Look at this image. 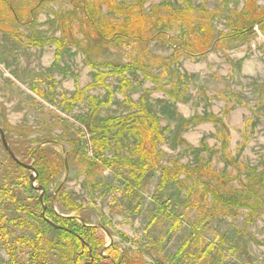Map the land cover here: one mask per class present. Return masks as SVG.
Masks as SVG:
<instances>
[{"label": "rangeland", "instance_id": "rangeland-1", "mask_svg": "<svg viewBox=\"0 0 264 264\" xmlns=\"http://www.w3.org/2000/svg\"><path fill=\"white\" fill-rule=\"evenodd\" d=\"M8 1L0 0V126L24 163L34 164L33 147L58 162L63 157L65 168L50 179L48 212L90 227L95 245L84 240L77 252L95 250L105 258L83 256L79 264H120L123 255L133 261L123 264H264V183L255 187L262 201L256 213L215 205L203 184L186 174L162 186V171L148 170L140 190L128 194L123 168L110 166L118 164L114 148L105 152L109 162L100 164L93 186L83 162L92 152L90 135L78 119L87 116L92 98L109 96L103 117L130 113L127 96L146 100L166 129L158 146L161 163H205L203 181L240 198L264 170V26L251 25L264 20V0H86L106 21L107 34L138 23L150 38L146 45L124 37L104 40L72 0ZM159 29L210 47L194 58L176 53L166 37L156 36ZM91 61L129 66V85L122 92V78L101 66L109 73L104 85L90 87L96 75ZM31 175L0 139V264H38L36 248L65 264L58 249L40 242L64 245L69 237L42 227L34 213L43 211L37 203L42 191ZM69 199L77 207H68ZM194 230L201 235L200 254L191 241Z\"/></svg>", "mask_w": 264, "mask_h": 264}, {"label": "trees", "instance_id": "trees-1", "mask_svg": "<svg viewBox=\"0 0 264 264\" xmlns=\"http://www.w3.org/2000/svg\"><path fill=\"white\" fill-rule=\"evenodd\" d=\"M6 2L9 1L6 0ZM71 3L75 8H78L79 6L82 7V11L85 17L90 22L95 32L101 38L108 42L114 41L117 37H124L127 40L134 41L138 45H146L150 39L149 37L145 36L144 30L140 29L138 23H132L126 28L115 29L111 31L109 35L107 34L108 26H105L107 23L105 20H101L97 17L98 13L94 8V5L93 7H91L90 5H88V2L86 0H72ZM10 9L12 11L15 10L13 5L10 6ZM179 18L183 17L179 16ZM254 23H258L260 24V26H264V20H262L261 18L254 20L251 25ZM248 27L234 33L233 35L220 36L219 41L228 36L233 37L242 35L247 31V29H250ZM155 34L159 39L160 37H166V42L169 46L174 47V52L183 53L191 58H194L197 55L201 56L202 54H205L204 51L210 47V44H203L200 41V38H196L195 40H193L189 36H186V38L175 37L171 35L170 30L167 31V29H159L155 32ZM48 41L49 40L40 41L38 43L44 44ZM50 41L54 42L59 47L64 44L58 38H52ZM87 57L88 59L90 58L89 52ZM91 62L95 67L96 75L95 83L91 84L90 87L104 85L102 78L109 73L118 75L122 78V83L125 85L123 86V90L121 89L122 92L124 91V88L129 85V80L126 77L127 72L132 70L129 69V66L113 65L111 63L102 65L98 64V62L96 61ZM101 66L107 68V70H109V73H106V71H101ZM83 93L84 91H81L79 95H76V100L81 99ZM91 101L92 106L90 107L87 116H79L78 118L79 121L84 124L90 135L89 139L87 140L91 145L92 152L91 155L86 152L83 158V162L85 164L84 166L86 168L85 174L89 178L88 184L98 186L99 180H95V176L97 171L101 170L100 164L109 162V160L106 158L105 152L115 148V157L118 160V164L110 166H120L123 168V172L126 173V176L124 177V184L128 194H136L142 186L146 171L152 170L162 171V186L168 183V181L178 179L181 174H186L189 177L195 176V178L197 179L195 184H203V188L209 192L215 205L225 206L228 208L243 207L250 209L253 213H256L262 207V201L260 199L261 193L260 191L256 190L255 187L264 183V170L261 173H258L255 179H250L249 183L245 185L246 194H243L244 196L242 195L240 198L233 195L224 196L223 192L219 191L217 186L203 181V176L207 174V171L209 170V168L205 166V163H198L194 167L190 165H179L176 163H174V165L170 167L161 163V154L160 151H158V146L161 142L164 141V134L166 132V129L161 125L159 116L152 110L151 106L146 103V100H142L139 103H136L127 96L126 102L133 110L130 111V113H128L127 115H112L109 117L100 116L102 108L106 106L107 102L109 101V96L106 97V99L103 101H98L95 98H92ZM73 144L74 146L76 145L75 141H73ZM122 149H127V152L122 153ZM68 152L70 153L71 151ZM29 157L34 161L33 166L38 173L37 181L45 188L44 201L47 202L48 206L47 217L60 227L57 228L51 225L42 217L41 212L34 211V213L41 220V222L43 223L42 227L47 232L51 230L55 233L56 236H60L61 238L69 237V243L64 245L56 243L54 240L48 241L46 239H43L40 242H42L43 245L46 243L51 248L58 249V256L60 257V259H62V261L65 262V264H79L80 260L78 259L83 256H96V260L100 259L104 261L105 258L97 255V253L94 252L95 250L91 253H87L88 255L85 253L81 254L77 252V250H80V248L77 249V247L83 246L80 238H83L88 243L95 245L97 239L95 238V233L90 232V227L86 228L84 225L79 224L74 218L64 219L55 216L52 212H48V210L51 211L50 207H52L50 197L47 195L50 179L53 175L54 170L58 169L59 166L65 168L63 157L61 162H58V160L46 156V152L43 147H33L31 152L29 153ZM12 161L15 162L13 159ZM16 164L19 165L18 163ZM19 167L26 169L21 165H19ZM26 171L28 172L30 170L26 169ZM37 203L39 209L42 210L43 205L40 200H38ZM66 204L68 205V207H77V204L74 203L72 199H69ZM62 220H70L71 223H60L59 221ZM196 227H194V229H196ZM198 236H201L199 231L194 230V232L192 233L191 241L193 242V245H195L196 254L201 253L200 247H198ZM36 249L38 251L39 258L38 264H50L49 262H51V264H57L56 261H52L49 259L43 248ZM213 251L215 252V250ZM216 251L219 254L217 259V261L219 262L222 258V252L218 249ZM76 253L80 255L78 256V258H76V256L75 259H73ZM206 258L207 260L209 259V257L207 256ZM131 261L132 259H130L129 256L123 255V259H121L120 264ZM131 263H133V261ZM87 264H91L90 261ZM220 264L229 263H223L221 261Z\"/></svg>", "mask_w": 264, "mask_h": 264}, {"label": "water", "instance_id": "water-1", "mask_svg": "<svg viewBox=\"0 0 264 264\" xmlns=\"http://www.w3.org/2000/svg\"><path fill=\"white\" fill-rule=\"evenodd\" d=\"M0 139H1V142H2V145L4 147V149L7 151V153L10 155V157L16 162L18 163L19 165H21L22 167L34 172L35 175H31L30 176V179H31V182H34L35 179H36V176H37V172H36V169L34 168L33 165L31 164H27V163H24L23 161L19 160L15 154V152L13 151L12 147L10 146L6 136H5V132L4 130L2 129V127L0 126ZM38 189H41L42 191V194L39 198L40 202L42 203L43 205V211L41 213L42 217L47 220L51 225H53L54 227H57L59 228L60 226L55 224L54 222H52L47 216H46V208H47V205L44 204V198H43V193L45 191V188L42 186V185H39L37 186ZM82 243L85 245L87 244L83 238H80Z\"/></svg>", "mask_w": 264, "mask_h": 264}]
</instances>
